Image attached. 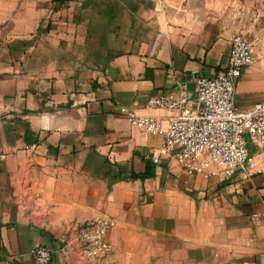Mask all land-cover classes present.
<instances>
[{"label": "crops", "instance_id": "0c3cea01", "mask_svg": "<svg viewBox=\"0 0 264 264\" xmlns=\"http://www.w3.org/2000/svg\"><path fill=\"white\" fill-rule=\"evenodd\" d=\"M248 37L237 84L264 102V0H0V264H264V149L227 179L190 174L122 110L196 97ZM159 159V163L155 159ZM112 219L111 254L84 260L74 225Z\"/></svg>", "mask_w": 264, "mask_h": 264}, {"label": "built area", "instance_id": "2783aa9c", "mask_svg": "<svg viewBox=\"0 0 264 264\" xmlns=\"http://www.w3.org/2000/svg\"><path fill=\"white\" fill-rule=\"evenodd\" d=\"M254 63V45L245 35L231 40L228 65L214 77L196 80V97L182 88L179 97L156 96L150 105L176 111L167 119L122 110L132 125L145 134L163 139L161 154L174 155L190 174L209 177L216 164L227 179L245 173L252 163L250 145L264 149V102L240 109L236 102L237 84L246 68ZM159 163V159H155ZM264 221V214L260 217ZM112 219L96 218L74 225L77 253L84 260L103 261L112 252L108 233L116 226ZM35 264H50L54 251L38 247L32 252Z\"/></svg>", "mask_w": 264, "mask_h": 264}]
</instances>
